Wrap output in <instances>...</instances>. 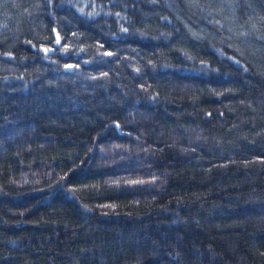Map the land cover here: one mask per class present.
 <instances>
[{
  "label": "trees",
  "instance_id": "16d2710c",
  "mask_svg": "<svg viewBox=\"0 0 264 264\" xmlns=\"http://www.w3.org/2000/svg\"><path fill=\"white\" fill-rule=\"evenodd\" d=\"M0 264H264V0H0Z\"/></svg>",
  "mask_w": 264,
  "mask_h": 264
},
{
  "label": "water",
  "instance_id": "95a60500",
  "mask_svg": "<svg viewBox=\"0 0 264 264\" xmlns=\"http://www.w3.org/2000/svg\"><path fill=\"white\" fill-rule=\"evenodd\" d=\"M52 54H53V50H50L49 55H52Z\"/></svg>",
  "mask_w": 264,
  "mask_h": 264
}]
</instances>
